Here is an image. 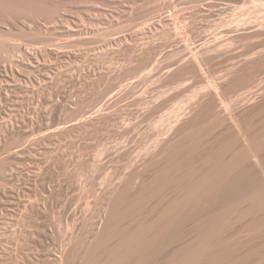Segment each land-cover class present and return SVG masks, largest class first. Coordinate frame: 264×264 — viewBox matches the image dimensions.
Returning <instances> with one entry per match:
<instances>
[{"label": "bare ground", "instance_id": "obj_1", "mask_svg": "<svg viewBox=\"0 0 264 264\" xmlns=\"http://www.w3.org/2000/svg\"><path fill=\"white\" fill-rule=\"evenodd\" d=\"M204 1L0 0V264H264V0Z\"/></svg>", "mask_w": 264, "mask_h": 264}, {"label": "rangeland", "instance_id": "obj_2", "mask_svg": "<svg viewBox=\"0 0 264 264\" xmlns=\"http://www.w3.org/2000/svg\"><path fill=\"white\" fill-rule=\"evenodd\" d=\"M208 1H211V0H207V1L205 0L204 2L206 3V2H208ZM213 1H214V2L216 1V2L214 3ZM213 1H211V2H213L214 5L217 4L216 7H215V6L211 7L212 9L210 10V12L206 11L207 13H206V12H204L205 14L202 13L201 16H200V18H199V20L197 21V23H199V22L201 21V24H205V26H204V25L202 26L200 23H199L198 25H199V26H202L201 29H204V28H205V30H207V31H210V30L215 29V27L217 26V24H215V22L218 23V21H219V20H217V19H219V18H221V17H224V16H225V17H234V16L239 12V8L235 7V6L237 5L236 3H233V2L228 1V0H213ZM100 5H101V4H97V7H100V8H104V7H105V8H106V6L103 5V7H102V5H101V6H100ZM110 7H111V6H107L106 11L109 9L108 12H110V14L112 15V12H111L110 10H114V8H113V7L110 8ZM214 7H215V8H214ZM105 8H104V9H105ZM112 8H113V9H112ZM104 11H105V10H104ZM108 12H107V13H108ZM108 15H109V13H108V14H105V17H106V16L108 17ZM111 15H109V16H111ZM204 15L206 16L205 18H204ZM209 15H210L211 17H210ZM201 17H202V18H201ZM108 18H109V17H108ZM203 18H204L205 20H204ZM216 18H217V19H216ZM205 21H207V22H205ZM208 21H209V23H208ZM213 21H214V22H213ZM43 22H44V21H40V23H42L41 25H42V28H43V29H44V27H45L46 25L52 26L51 23H50V24H49V23L46 24V22H44V23H43ZM203 22H204V23H203ZM80 24H83V25H84V23H81V22H80ZM208 24H209L210 26H211V25H212V26L216 25V26H214V27L211 26V27L213 28V29H212L210 26H208L209 28L207 27ZM3 26L9 28V26L6 25V24H3ZM141 27H142V26H137V27L133 28L131 31H132V32H136V30H138V29L141 28ZM137 28H138V29H137ZM179 28H180V27H179ZM179 28H177L176 31H178L179 35H181L182 29H181V32H179V31H180ZM206 28H208V29H206ZM13 29L18 30V29H16V28H13ZM178 29H179V30H178ZM15 30H14V31H15ZM134 30H135V31H134ZM129 31H130V30H129ZM176 31H175V32H176ZM176 33H177V32H176ZM178 33H177V34H178ZM88 35H89V34L87 33V34L82 35V37H83V36H84V37H87ZM179 35H178V36H179ZM182 35H183V34H182ZM182 35H181V38H182V40L184 41L183 38H185V36H184V35L182 36ZM78 37H81V36H78ZM99 38H100V37H99ZM99 38H98V39H99ZM96 39H97V38H96ZM98 39H97V40H98ZM173 39H174V38H173ZM179 39H180V38H179ZM179 39L176 40V38H175V39L172 40V42H170V43L172 44V43H174L175 41H177V42H175L176 45H173V44H172V45H173V46H180V44H183L184 42H182V40L179 41ZM140 40H142V39H140ZM140 40H138V41H140ZM103 41H104V40H103ZM178 41H179V43H180V42H182V43L179 44ZM98 42H99V41H98ZM98 42H97V43H98ZM101 42H102V41H100L99 43L101 44ZM102 43H103V42H102ZM137 43H138V44H141L142 41H141V42H137ZM95 44H96V42L94 43V45H95ZM100 44H98V45L96 44L95 46H94V45H90V47H89L88 45L85 46L83 43H82V44L79 43V44H77L78 46L76 47V49H77V48L79 49V45H80V49H79V50H81V51L83 52L84 50H85V51L87 50V49H86L87 47L92 48V46H94V48H97V49H94L95 52H96V54H95V52H91V53H92V55L94 54L95 56H94V55L92 56V55H90L89 53H88V54L91 56V58H92V57H93V58H96V57H97L96 55H100V53H101V52L103 51V49H104V48L102 49V48L99 46ZM83 46H85V47H84L85 49L83 48ZM96 46H99V48H101L102 50H100V49H99L98 47H96ZM115 46H116V47L114 48V46H113L112 49L115 50L116 52H118L116 48H118V50H120V46H118V45H115ZM117 46H118V47H117ZM81 47L83 48V50H82ZM108 48H111V47H108ZM108 48L106 47V49H108ZM74 49H75V47H74ZM78 49H77V50H78ZM94 50L91 49V50H89L88 52H90V51H94ZM97 50H100V52L98 51L99 54H98ZM104 50H105V49H104ZM78 52H79V51H78ZM82 59H83V58L80 59V63H77V64L79 65L78 68H80V69H83V67H86V65H87V63H88V62H87L86 64H83V63H82V62H84L85 60H87L86 57H84L83 60H82ZM81 61H82V62H81ZM119 61H120V60H119ZM81 63H82L84 66H83ZM124 63H125V62H124L123 60L120 61V63H114V64L111 63V62H108V63H107L108 66H107L106 64L103 63L104 65H102V69L104 68L105 65H106V67H110L111 65H114L113 67H115L116 64H117L116 66H119V64L124 65ZM96 64H97V63H96ZM96 64L94 63V68H95V65H96ZM101 64H102V63H101ZM101 64H99V65L97 64V65L99 66V67L97 66V68H99V70L101 69ZM110 64H111V65H110ZM54 65H55V60H54V58H52V57H48V58H45L44 60H41V61L39 62V66H33V65H32L31 70H35V69H37V68H39V67H42V69H45L46 67H50V66H54ZM78 65H77V66H78ZM109 65H110V66H109ZM81 67H82V68H81ZM92 67H93V66H92ZM113 67L111 66L110 68H113ZM102 69H101V70H102ZM104 69H105V68H104ZM104 69H103V70H104ZM97 70H98V69H97ZM95 71H96V70H95ZM32 73L34 74L35 71L32 72ZM28 74H30V73H27L26 76H27ZM17 83H19V81L16 82V84H17ZM21 83H22V82H21ZM85 89L88 91V90H89V87L87 88V86L85 85L84 90H85ZM86 90H85V91H82V92H75V93H77V95H76V96L74 95L73 97H78L79 95H80V96H81V95H82V96H83V95H87V96H89ZM78 93H79V95H78ZM84 93H85V94H84ZM13 96H15V95L13 94ZM22 98H23V95H22V94H19V95L16 96V98H15V99H20L19 106L21 105ZM74 99H75V98H74ZM18 108H19V107H18Z\"/></svg>", "mask_w": 264, "mask_h": 264}]
</instances>
